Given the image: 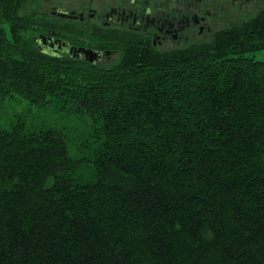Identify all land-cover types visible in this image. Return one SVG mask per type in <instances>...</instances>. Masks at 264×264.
<instances>
[{
	"label": "trees",
	"instance_id": "1",
	"mask_svg": "<svg viewBox=\"0 0 264 264\" xmlns=\"http://www.w3.org/2000/svg\"><path fill=\"white\" fill-rule=\"evenodd\" d=\"M117 33L0 0V264H264V8L182 49Z\"/></svg>",
	"mask_w": 264,
	"mask_h": 264
},
{
	"label": "flooded vegetation",
	"instance_id": "2",
	"mask_svg": "<svg viewBox=\"0 0 264 264\" xmlns=\"http://www.w3.org/2000/svg\"><path fill=\"white\" fill-rule=\"evenodd\" d=\"M66 1L67 8L54 5L46 8L53 16L77 21L92 29L140 36L160 50L182 49L196 43L194 42L196 40L207 37L214 16L218 13L225 14L232 3V0ZM236 1L238 0H234ZM35 42L41 51L52 54L68 53L83 59L85 57L80 52L91 51L97 55L94 63L109 60L111 57L109 50L102 51L101 47L92 45H69L62 39L54 37L53 33L38 35ZM117 45L116 42L115 47Z\"/></svg>",
	"mask_w": 264,
	"mask_h": 264
},
{
	"label": "rangeland",
	"instance_id": "3",
	"mask_svg": "<svg viewBox=\"0 0 264 264\" xmlns=\"http://www.w3.org/2000/svg\"><path fill=\"white\" fill-rule=\"evenodd\" d=\"M53 5L61 8L68 7L66 0H37L38 9H42L43 7L49 8ZM261 8H264V0H238L236 2L232 0L230 7L227 8L225 14L218 13L214 16L211 31L207 34V37L194 42L201 43L210 41L214 35L213 33L226 29L230 25L243 20V18L253 16ZM253 58L257 61H264V50L255 53Z\"/></svg>",
	"mask_w": 264,
	"mask_h": 264
},
{
	"label": "water",
	"instance_id": "4",
	"mask_svg": "<svg viewBox=\"0 0 264 264\" xmlns=\"http://www.w3.org/2000/svg\"><path fill=\"white\" fill-rule=\"evenodd\" d=\"M80 54L85 57L86 61H89L90 63H94L97 58V55L95 53L88 50H83L82 52H80Z\"/></svg>",
	"mask_w": 264,
	"mask_h": 264
}]
</instances>
